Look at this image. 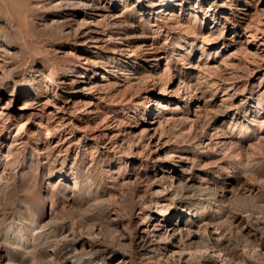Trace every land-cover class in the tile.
<instances>
[{
  "label": "rangeland",
  "instance_id": "374dc122",
  "mask_svg": "<svg viewBox=\"0 0 264 264\" xmlns=\"http://www.w3.org/2000/svg\"><path fill=\"white\" fill-rule=\"evenodd\" d=\"M158 208L264 264V0H0V264H159Z\"/></svg>",
  "mask_w": 264,
  "mask_h": 264
},
{
  "label": "bare ground",
  "instance_id": "6f19581e",
  "mask_svg": "<svg viewBox=\"0 0 264 264\" xmlns=\"http://www.w3.org/2000/svg\"><path fill=\"white\" fill-rule=\"evenodd\" d=\"M160 1L164 2V1H169V0H160ZM188 27H190V26H188ZM189 43L190 42H188V44ZM181 47H183V45ZM186 50H188V49H186ZM102 77H104V76H102ZM154 104L157 105L159 108H162V109L164 108V105L161 102H154L153 105ZM258 105L260 106V103H258ZM207 207H209V204H206L203 208H199L197 210L195 209L194 213L197 216H202V215H204V212H205ZM158 210H159L158 215H160L162 217H160V219H157V223L154 224L153 227L145 228L143 233L138 235L137 240L141 245L140 250L143 248L147 249V250L149 249V255L147 256L148 259H150L152 261L156 260L157 262H159V264H162L161 260L159 258V254H158L159 252L161 253V255H163L164 253H167L168 251H173L174 254L181 253V255L183 253H185L186 251L189 252L192 250V247H195L194 246L195 241H193V239L196 238L198 234L196 231H193V230H187L185 233L184 230L181 229V227L179 225L180 223H182V219L180 220V215L178 216V219L180 221L175 225L174 223L168 222V216H169V215H167L168 209L166 210L163 208H158ZM188 213H190V212H188ZM207 218H208V216L206 218L202 217L201 221L205 220ZM209 220H210L209 222L215 223L219 228V223H218L217 219L216 220L213 219V221H212V217H211V219H209ZM210 240L211 241H209V243L205 249H207V250L208 249H214V252L218 253V255H209L208 254V255L203 256V258H202L203 263L202 264H213L216 260H218L217 257H222V260H220L222 262V264H227V259H226V257H224V255L226 253L227 254L234 253L236 251L237 247L233 246L231 248V247L225 246L224 247L225 248V250H224L225 254L222 255L223 242L219 241V239L213 240V238H211ZM195 249H196L195 252L201 251V248H198V246L195 247ZM191 254L195 255L193 252Z\"/></svg>",
  "mask_w": 264,
  "mask_h": 264
}]
</instances>
